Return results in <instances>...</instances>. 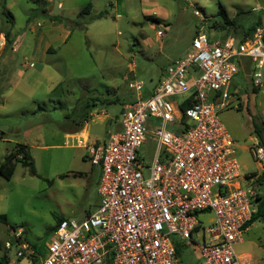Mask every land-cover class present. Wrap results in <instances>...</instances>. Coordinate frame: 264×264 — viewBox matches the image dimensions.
<instances>
[{"label":"rangeland","instance_id":"374dc122","mask_svg":"<svg viewBox=\"0 0 264 264\" xmlns=\"http://www.w3.org/2000/svg\"><path fill=\"white\" fill-rule=\"evenodd\" d=\"M2 2L11 23L3 16ZM87 5L89 12L79 14ZM36 8L28 0H0V32L8 30L18 45L14 52L8 47L0 53V139L6 140L0 141V162L14 144L24 143L36 172L31 175L17 163L9 180L0 176V256L16 259V247L7 251L4 244L11 240L10 228L21 227L38 253L34 263L44 257L58 219L80 221L99 204V169L66 136L72 127L89 114L83 126L90 140H105L119 123L123 106L135 99L127 87L130 81L145 88L158 83L167 66L189 51L198 30L208 34L212 21L228 23L232 36H242L256 23L264 25V0H46L44 15H37ZM31 26L45 37L36 40V47L48 42L54 50L47 54L50 68L44 67L45 77L60 83L52 93L50 84L34 88L33 83L29 89L26 79L16 82L15 70L38 80L29 52ZM7 60L11 64L1 65ZM242 67L229 86L233 101L218 119L235 144L240 172L252 178L245 184L264 199V167L251 156L255 145L264 149V87L253 89L247 63ZM14 82L18 87L7 96ZM155 126L157 121L146 125L147 141L138 150L142 164L151 163L156 144L150 131ZM167 130L177 128L169 124ZM234 251L244 262L264 264V220L253 223ZM180 257L182 264L200 261L193 245L183 247Z\"/></svg>","mask_w":264,"mask_h":264},{"label":"built area","instance_id":"2783aa9c","mask_svg":"<svg viewBox=\"0 0 264 264\" xmlns=\"http://www.w3.org/2000/svg\"><path fill=\"white\" fill-rule=\"evenodd\" d=\"M241 59L248 61L252 88L262 89L263 24L244 41L198 31L189 51L167 66L146 97L143 83L130 81L135 99L121 110L120 130L104 144L77 142L100 171L98 206L80 221H60L44 257L32 264H182L181 250L191 245L197 264H249L234 246L256 212V193L218 119L233 101L229 86ZM153 121L156 145L146 165L138 150ZM169 124L177 131H168ZM251 156L264 167L263 147L255 145ZM10 237L6 250L15 246L17 258L32 256L23 228Z\"/></svg>","mask_w":264,"mask_h":264},{"label":"crops","instance_id":"0c3cea01","mask_svg":"<svg viewBox=\"0 0 264 264\" xmlns=\"http://www.w3.org/2000/svg\"><path fill=\"white\" fill-rule=\"evenodd\" d=\"M3 3V2H2ZM5 5V2L3 3V6H2V9H4L5 10V8H6V6H4ZM60 5V4H59ZM37 15H44L45 13H42V12H40V11H37V13H36ZM8 31V30H7ZM29 31L32 33V34H34L33 35V40H34V44L32 45V47L30 46V48H29V52H30V57H31V59H33L34 61H35V65H33V69L35 68V67H37L38 68V70L36 71L37 73H39V76H38V80H36V82L34 81V77L35 76H33V77H30V76H28V75H24V73H22V71H18V70H15V73H16V75L18 76V80L16 81L17 83L18 82H21V81H24V79H26L25 80V84H26V88H29V89H32V85H33V83H35V86H34V88H36L37 87V85L40 83H44V84H50V91H51V93L52 92H54L55 91V88H57L59 85H60V83L58 84V83H55L53 80H50L49 78H47V77H45V71H44V67H49V63H51V59L50 58H48L47 57V54L49 53V52H54V50L52 49V46L50 45V43H48V42H46V43H44L43 45H39L38 47H36V40H38V41H44V33L41 31V29H38V28H36V27H33V26H31V27H29ZM199 31V30H198ZM213 32H214V30H212V29H209V31L207 32L208 33V35L209 36H213ZM68 31H66L65 33H64V36H63V42L62 43H64L65 42V38L67 37V35H68ZM227 32L226 31H223L222 33H221V35H225ZM239 34V33H238ZM228 35H230V34H228ZM238 38H241V36L239 35V36H237ZM10 38H11V36H10ZM11 40H12V38H11ZM39 43V42H38ZM4 44H5V40H4V37H3V32H0V53L4 50V49H6V48H4ZM14 46H18V45H16L15 44V42H13V40H12V43H11V45L9 46V48L8 49H10L11 50V52H14L15 51V47ZM54 48H56V49H59V47L58 46H53ZM1 60V59H0ZM247 63V65H248V61H247V59H241V61H240V67H239V70H242V65L244 64V63ZM9 64H11V62L9 61V60H7V61H3L2 63H1V65H3V66H7V65H9ZM248 67H249V65H248ZM50 68V67H49ZM33 79V80H32ZM233 81V80H232ZM232 81H231V83H232ZM27 82V83H26ZM55 85V86H54ZM155 85L156 84H154V85H152V86H150V87H148V88H145L144 87V89H143V92H142V96H144V97H146V96H148L150 93H151V91L153 90V88L155 87ZM17 85L15 84V82L13 83V85H10V93H8L7 94V96L9 95V94H11L12 93V91L14 90V89H17ZM48 89V88H47ZM46 89V90H47ZM47 95H49V94H47ZM6 96V97H7ZM5 97V96H4ZM5 99V98H4ZM37 109L38 110H40V107H38L37 106ZM80 121V120H79ZM87 122V121H86ZM86 122H83L81 125H80V123L79 122H77L73 127H72V134H66V136L67 137H69V138H72V140H75L76 141V148H78V149H83L82 147H80V146H78L77 145V142L79 141V140H82V141H86V142H88V143H96V144H104L106 141H107V139H108V137H109V135H112L113 133H115V132H117V131H119L120 130V125H119V123L118 124H114V127H113V129H112V133H106V137H105V140H102V141H100L99 139H94V140H90V137H89V135H88V133L86 132V130H85V126H83V124L84 123H86ZM0 141H6L5 139H0ZM90 141V142H89ZM20 144H22V145H25L26 146V144H24V143H20ZM15 145V144H14ZM84 150V149H83ZM85 155H86V153H85ZM4 157V156H3ZM99 171V170H98ZM99 177H100V171H99V175H98V181H97V184H98V182H99ZM88 214H90V213H88ZM88 214H86V215H88ZM253 225V224H252ZM251 225V226H252ZM251 226H249V227H247L246 228V230L244 231V233H246L248 230H249V228L251 227ZM24 232H25V230H24ZM25 240H26V236H25ZM26 242H27V240H26ZM7 243V242H6ZM5 245V244H4ZM29 245V247H30V249H31V251H32V258H34V256H38V253L36 252V248L34 247V245H30V244H28ZM15 247V246H14ZM5 249V248H4ZM34 249V250H33ZM6 250V249H5ZM10 250V249H9ZM8 251V250H7ZM16 251H17V248H16ZM2 254H4V253H2ZM6 254V253H5ZM15 254H16V252H15ZM8 257V256H7ZM15 257H16V255H15ZM27 257H30V256H28V255H23V257H21V258H17L16 257V259L15 260H10L9 259V257H8V260H9V264H23V262L25 261V259L27 258ZM39 257V256H38ZM33 262H34V259H33ZM248 263V262H247Z\"/></svg>","mask_w":264,"mask_h":264},{"label":"trees","instance_id":"16d2710c","mask_svg":"<svg viewBox=\"0 0 264 264\" xmlns=\"http://www.w3.org/2000/svg\"><path fill=\"white\" fill-rule=\"evenodd\" d=\"M28 1L33 3L34 5H36V7H37L36 10L37 11L45 13L46 0H28ZM89 8H90V5H87L86 7H84L80 11L79 14H83L85 12H89ZM3 16H4V18L8 19V20H6L7 23H11V16L5 10L3 12ZM150 20L152 22L159 23V20L156 19V18H150ZM227 24L228 23H224V24L221 25V24H219V23H217L215 21H212L210 23V25H209L210 27H208V28L214 30L215 32H217L218 34H220V36H221V33L223 31H226L227 33L225 34V36H227L228 35ZM257 25H259V24L256 23V24L252 25L250 27V29H248L247 32H245L241 36V38H238L237 36H234V37L236 39H238L239 41H244L245 39H247L251 35L252 31L254 30L255 26H257ZM3 37H4V40H5L4 48H7L12 43L9 31H4L3 32ZM116 101L117 100L115 99V102ZM183 107H185V106H183ZM183 107H182V109H183ZM88 115L89 114L83 116L80 119V121H79L80 125L83 122H86V121L89 120V116ZM254 129H255L257 135H259L260 134L259 129L257 127H255ZM17 163H19L23 167H27L29 169V173L31 175H36L35 168H34V163H33L32 158L29 155L27 146L22 145V144H15L11 149H9L6 152V154L4 155L2 161L0 162V176L3 177L6 180H9L12 177L13 173H14V170H15V167H16ZM255 202H256V212L251 217V219L248 221V223L246 224L245 227L251 226L255 221H257L259 219L264 220V199H262L259 196H256L255 197ZM1 220L3 221V219H1ZM62 220L63 219H58L57 222H56V225ZM15 228L16 227H12L10 229L12 230V229H15ZM177 253L178 254L180 253V249L178 247H177ZM0 264H9L8 257H7V255L5 253L0 256Z\"/></svg>","mask_w":264,"mask_h":264},{"label":"water","instance_id":"95a60500","mask_svg":"<svg viewBox=\"0 0 264 264\" xmlns=\"http://www.w3.org/2000/svg\"><path fill=\"white\" fill-rule=\"evenodd\" d=\"M34 250V249H33ZM32 262H33V258L32 257H27L26 259H25V261L23 262V264H32Z\"/></svg>","mask_w":264,"mask_h":264}]
</instances>
